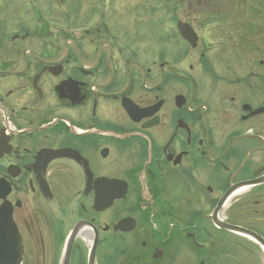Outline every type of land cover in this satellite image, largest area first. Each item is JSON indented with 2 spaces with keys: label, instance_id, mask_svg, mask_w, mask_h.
I'll return each instance as SVG.
<instances>
[{
  "label": "flooded vegetation",
  "instance_id": "flooded-vegetation-1",
  "mask_svg": "<svg viewBox=\"0 0 264 264\" xmlns=\"http://www.w3.org/2000/svg\"><path fill=\"white\" fill-rule=\"evenodd\" d=\"M38 3H0V264H264L220 226L264 240V0Z\"/></svg>",
  "mask_w": 264,
  "mask_h": 264
},
{
  "label": "rangeland",
  "instance_id": "rangeland-1",
  "mask_svg": "<svg viewBox=\"0 0 264 264\" xmlns=\"http://www.w3.org/2000/svg\"><path fill=\"white\" fill-rule=\"evenodd\" d=\"M2 0H0V3H1ZM7 3L11 2V1H14V2H22V0H5ZM28 1H31V0H24L25 3H28ZM38 1H42V0H37V4H40L38 3ZM65 2L67 0H51L52 4H55L56 8L57 9H60V7L62 8V6L60 5V3L62 2ZM41 5V4H40ZM41 49H43V47L41 46ZM243 205V202L242 201H239V202H235L232 207L230 208V210L228 211L227 213V216L229 217V220H236L237 218V215H238V210L240 209V207Z\"/></svg>",
  "mask_w": 264,
  "mask_h": 264
},
{
  "label": "water",
  "instance_id": "water-1",
  "mask_svg": "<svg viewBox=\"0 0 264 264\" xmlns=\"http://www.w3.org/2000/svg\"><path fill=\"white\" fill-rule=\"evenodd\" d=\"M257 182H258V181H254L253 183H246V185H251V184H254V183H257ZM220 226H221L222 228L227 229V230H231V231L239 232V233H241V234H244V235L250 236V237L256 239L257 241H259V242L264 246V240H263L260 236H258V235H256V234L252 233V232L249 231V230H246V229H244V228H240V227H237V226H234V225H230V224H227V223H226V224H225V223H221Z\"/></svg>",
  "mask_w": 264,
  "mask_h": 264
}]
</instances>
